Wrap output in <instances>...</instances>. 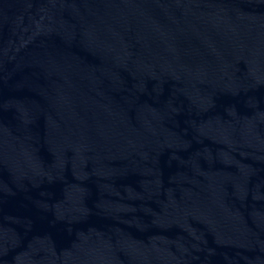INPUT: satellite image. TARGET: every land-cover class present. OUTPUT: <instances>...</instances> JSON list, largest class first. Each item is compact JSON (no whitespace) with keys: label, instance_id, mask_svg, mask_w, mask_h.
<instances>
[{"label":"water","instance_id":"95a60500","mask_svg":"<svg viewBox=\"0 0 264 264\" xmlns=\"http://www.w3.org/2000/svg\"><path fill=\"white\" fill-rule=\"evenodd\" d=\"M0 264H264V0H0Z\"/></svg>","mask_w":264,"mask_h":264}]
</instances>
